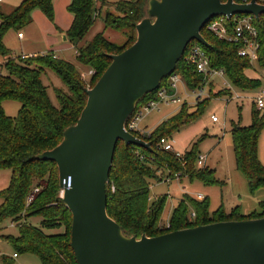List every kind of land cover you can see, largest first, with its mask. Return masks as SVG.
Masks as SVG:
<instances>
[{
    "label": "trees",
    "instance_id": "trees-1",
    "mask_svg": "<svg viewBox=\"0 0 264 264\" xmlns=\"http://www.w3.org/2000/svg\"><path fill=\"white\" fill-rule=\"evenodd\" d=\"M54 0H23L11 13L0 12V56L4 58L0 68V170H11L7 188L0 191L3 200L0 205L1 224L10 220L18 226V235L2 234L15 250V254L36 255L41 264H78L71 248L72 213L61 197L62 188L57 164L51 160L37 159L39 154L57 147L63 140L64 131L77 124L87 103V83L77 66L57 57L53 52L16 56L8 49L3 37L8 29L17 32L33 23V11L40 10L54 22ZM226 2L227 0H222ZM264 4V0H258ZM102 4L106 0L101 1ZM150 0H120L116 3L118 15L108 11L106 27L123 32L126 41L117 45L108 41L103 34L77 51V62L89 68L94 74L90 78L89 89L112 63L111 55H117L131 47L137 40V25L148 14ZM94 0H72L68 11L73 15V23L66 32L69 41L77 44L83 39L95 22L101 9ZM258 31V62L264 67V14L254 19ZM205 29V28H204ZM208 43L200 45L207 53L212 68L223 69L234 87L255 90L262 86V80L246 75L252 65L249 59L238 55L240 45L219 40L208 30H202ZM188 46L185 55L189 52ZM47 71L54 72L64 87L54 88L58 105L49 95V87L43 82ZM190 90L203 87V78L182 58L176 68ZM168 77L161 85H167ZM212 92V91H211ZM229 96L228 90L215 94ZM154 96L146 95L137 105L139 108ZM209 98L198 101L197 110L190 113V106L183 103L180 111L157 125L148 135L136 136L150 142L152 151L119 141L115 151L110 181L107 186V213L122 228L127 237H157L172 231L227 221H244L264 218V201L260 212L251 217L242 216L239 211L228 215L223 207L210 211V200H198L184 195L174 208L170 220L163 223L166 195L151 202V181L163 182L167 177L176 180L187 178L190 182L200 181L205 185L220 183L215 171L197 168L198 157L195 147L181 157L159 147L164 138L183 126L195 121ZM15 101L21 107L15 117L6 114L3 104ZM264 129V110L254 109L252 124L243 127L241 122L233 124L232 142L237 169L245 176L252 191L264 187V166L258 156V143ZM141 156L144 158L141 159ZM38 190V191H37ZM37 191V192H36ZM195 214L192 217V214ZM32 219H40L38 226ZM4 229V228H3ZM64 229L61 233H47ZM1 264H15L10 258H3Z\"/></svg>",
    "mask_w": 264,
    "mask_h": 264
},
{
    "label": "water",
    "instance_id": "water-1",
    "mask_svg": "<svg viewBox=\"0 0 264 264\" xmlns=\"http://www.w3.org/2000/svg\"><path fill=\"white\" fill-rule=\"evenodd\" d=\"M264 14L251 0H150L136 42L117 55L62 142L37 156L59 169L61 197L72 213L71 248L78 264H264V218L227 221L137 239L107 213V186L119 141L152 151L125 131L138 103L176 71L189 44L207 46L202 30L214 18ZM67 37L64 36V40Z\"/></svg>",
    "mask_w": 264,
    "mask_h": 264
},
{
    "label": "rangeland",
    "instance_id": "rangeland-1",
    "mask_svg": "<svg viewBox=\"0 0 264 264\" xmlns=\"http://www.w3.org/2000/svg\"><path fill=\"white\" fill-rule=\"evenodd\" d=\"M21 1L22 0H4L0 3V12L3 14L11 13L18 7ZM118 1L120 0H106L103 4L102 2L100 4L98 3L97 8L103 6L101 15L98 14L96 16L94 24L77 44L69 40L64 42V38L60 33L56 35L52 34L50 30H52V28L54 30L57 29L58 24L56 19H54V22H51L42 13V19L36 17L30 26H26L20 30L24 34L25 39L20 40L18 32L15 29H8L4 34L3 42L8 49L20 56H24L23 54H41L49 51L63 60L74 63L83 75L89 89L90 78L93 74L90 73L89 68L77 62V51L93 42L100 34H103L108 41L117 45H123L125 43L127 38L123 32L112 27L107 28L105 24V16L108 11L118 15L115 8ZM54 12L61 23L66 22L68 18L70 20L68 6H63V3L60 6H56ZM148 17L149 15L146 18ZM203 30L207 31L206 28ZM194 45H197L195 41L191 42L189 47L191 48ZM2 64L3 57L0 56V68L5 72V70L2 69ZM251 65L252 67L246 71V75L252 79L260 80L261 77L263 79L262 86L255 90H238L236 87H233L226 76L223 78L215 77L213 80L214 87L209 86L204 96L198 98L190 94V88H188L184 81L180 82L179 94L183 102L192 107L190 108V113L197 110L196 104L198 101H202L205 98H209V100L206 102L201 114L195 121L181 127L172 134V138L170 139L173 149L176 153L182 155L186 152H191L195 147L197 156H205L207 158L204 168L215 171V178L220 183L209 186L200 181L190 182L183 179L171 183L151 181V202L155 201L159 196H168L163 212L164 224L169 222L175 206L184 195H189L198 200L209 198L211 212L218 210L220 207H223L225 213L228 215L235 211H239L242 216L251 217L254 213L260 212V204L264 201V187L252 191L245 176L237 169L231 135L233 124L241 122L243 127H248L252 124V112L256 109L253 100L258 95L259 91L264 89V67L259 64L258 59L254 61L253 64L251 63ZM52 73L55 75L58 85L61 88L64 87L58 76L54 72ZM43 81L51 86L47 75H43ZM224 81L233 89L234 97L232 99L230 95L215 96L216 93L224 90ZM49 89L53 103L58 105L54 88L51 87ZM185 89H187V91ZM237 94L240 96L238 99L235 98ZM3 107L8 116L15 117L21 105L18 102L9 101L5 102ZM180 107V105L167 106L165 104H160V110L156 109L146 114L140 124L141 130L150 133L161 122L177 114L180 111ZM213 116L218 118V122L212 120ZM258 156L261 164L264 166V129L261 131L259 137ZM197 168L199 167L197 166ZM10 179L11 170H0V191L8 187ZM200 195L202 196L201 198H199ZM2 201L3 200L0 198V205ZM31 223L38 226L40 219H32ZM1 227L0 253L2 256L0 258V264L5 257L14 260L15 264H41L40 259L32 254H19L18 257H13L15 250L1 237V235H18V226L15 224L12 225V222L8 220L1 224ZM46 232L55 234L64 232V229Z\"/></svg>",
    "mask_w": 264,
    "mask_h": 264
},
{
    "label": "built area",
    "instance_id": "built-area-1",
    "mask_svg": "<svg viewBox=\"0 0 264 264\" xmlns=\"http://www.w3.org/2000/svg\"><path fill=\"white\" fill-rule=\"evenodd\" d=\"M3 1L4 0H0V3H2ZM94 1L97 6L98 3L100 4L102 0ZM234 1L238 4H249L251 2V0ZM254 19L255 17L253 15L244 14L233 15L231 18L227 16H220L212 19L205 26V28L221 41H227L240 45L238 55L242 58L249 59L250 62L253 64V62L258 59V50L260 46L258 41V31L254 25ZM19 38H23V34L20 33ZM183 58L185 59V62L188 65L192 66L195 72L201 75L203 78V87L200 89L191 90V93L192 95H194V97L200 98L204 96V94L206 93V89H208V87L213 84V80L215 77L223 78L224 76H226V73L223 69H215L211 67L209 56L207 55L206 51L198 44L192 46L187 55L184 54ZM90 73L94 74L93 71H90ZM181 81L183 82L182 78L175 72L168 76L166 86L160 85V88L153 92L154 96L152 98H150L147 102L143 103L139 108L136 107L134 113L130 116L124 126L125 131L133 135H135V133H139L142 136L148 135L149 133L144 132L140 128V124L146 114L156 109L160 110V104H165L167 106H181L184 103L183 99L179 94V84ZM224 85V90H228L230 92V98L232 99L234 97L232 87L228 85L226 81H224ZM170 91L173 93H171ZM235 98L238 99L240 98V96L237 94ZM253 103L256 109L260 111L264 110V89L259 91L258 95L254 98ZM212 120L214 122H218V118L216 116H213ZM158 145L161 149L165 151L175 153L177 157H181L183 155H180L174 151L171 139H161ZM141 159L143 160L144 158L141 156ZM206 159L207 158L205 156H199L197 160V166L199 168H204ZM176 176V180H180L179 177L181 176V174H178ZM173 181L175 180H172L170 177H167L163 180L164 183H171ZM199 197L201 198L202 196ZM194 216L195 214L193 213L192 217ZM1 256L2 254L0 253V258ZM13 257H18V255L14 254Z\"/></svg>",
    "mask_w": 264,
    "mask_h": 264
},
{
    "label": "crops",
    "instance_id": "crops-1",
    "mask_svg": "<svg viewBox=\"0 0 264 264\" xmlns=\"http://www.w3.org/2000/svg\"><path fill=\"white\" fill-rule=\"evenodd\" d=\"M23 1V0H22ZM22 1H21V3H22ZM20 3V4H21ZM62 3H63V6H70V4L72 3V0H54L53 1V5H54V9L56 10V6H60V5H62ZM19 4V5H20ZM18 5V6H19ZM41 11L40 10H35V11H33V14H32V16H33V21H34V18L36 19V17H38V18H40V19H42V15H41ZM70 13V12H69ZM43 14V13H42ZM56 14V13H55ZM44 15V14H43ZM45 16V15H44ZM55 19H56V22H57V29L56 30H54L53 28H52V30H50L51 31V33L52 34H54V35H56V34H58V33H60L61 35H62V37L64 38V36H66V32L69 30V28L71 27V25H72V23H73V19H74V17H73V15L70 13V20H69V18H68V20L66 21V22H63V23H61V21H60V19L58 18V16L56 15L55 16ZM70 22H72V23H70ZM69 24H70V26H69ZM31 25V24H30ZM29 25V26H30ZM23 34L22 32H18V37H19V34ZM20 40H22V39H25V36H24V34H23V38H19ZM64 40V39H63ZM68 39H66V40H64V42H66ZM49 52V51H48ZM47 51L46 52H44V53H41L42 55L43 54H46V53H48ZM23 54V53H22ZM14 55H16V56H18L16 53H14ZM24 56H26V55H28V54H23ZM3 63H4V58H3ZM90 71V70H89ZM47 78L49 79V82H50V84H51V86L49 85V84H46V83H44V84H46V86H48L49 88H61L59 85H58V81L56 80V77H55V75L52 73V72H50V71H47ZM262 81H263V79H262V77L260 78ZM44 82V81H43ZM214 87V83L211 85V87ZM188 89V88H187ZM187 89H185L186 91H187ZM238 89V88H237ZM239 90V89H238ZM50 91V89L48 90V92ZM190 94H192L191 93V90H190ZM49 95H50V93H49ZM51 98V97H50ZM52 100V99H51ZM53 102V101H52ZM183 180H186V181H189L187 178L186 179H183ZM176 181V180H175ZM179 181V180H178ZM201 196V195H200ZM182 198V197H181ZM180 198V199H181ZM200 198V197H199ZM179 202V201H178ZM177 206V205H176ZM175 206V207H176Z\"/></svg>",
    "mask_w": 264,
    "mask_h": 264
}]
</instances>
